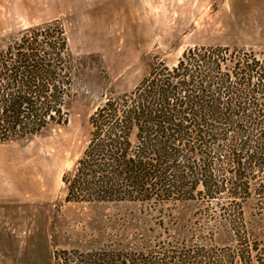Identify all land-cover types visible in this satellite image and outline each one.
<instances>
[{"label":"trees","instance_id":"1","mask_svg":"<svg viewBox=\"0 0 264 264\" xmlns=\"http://www.w3.org/2000/svg\"><path fill=\"white\" fill-rule=\"evenodd\" d=\"M80 65L59 21L0 38V145L64 126ZM88 123L85 148L62 177L65 203L149 212L214 203L239 248L231 261L264 264V248L249 245L264 242V54L196 47L172 67L153 61L134 89L110 95ZM121 257L187 264L209 256Z\"/></svg>","mask_w":264,"mask_h":264},{"label":"rangeland","instance_id":"2","mask_svg":"<svg viewBox=\"0 0 264 264\" xmlns=\"http://www.w3.org/2000/svg\"><path fill=\"white\" fill-rule=\"evenodd\" d=\"M53 21L81 65L64 126L0 145V264H123L126 254L188 250L209 257L187 264H238L214 203L160 212L70 204L62 177L85 148L91 114L134 89L153 61L172 67L196 47L264 54V0H0V38Z\"/></svg>","mask_w":264,"mask_h":264}]
</instances>
